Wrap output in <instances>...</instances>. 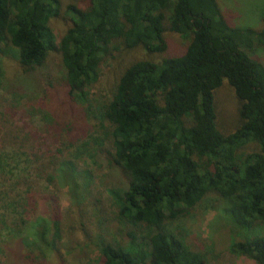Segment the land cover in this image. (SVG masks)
<instances>
[{"label": "trees", "instance_id": "1", "mask_svg": "<svg viewBox=\"0 0 264 264\" xmlns=\"http://www.w3.org/2000/svg\"><path fill=\"white\" fill-rule=\"evenodd\" d=\"M60 5L0 0V45L17 50L26 73L59 51L69 95L81 103L111 43L159 53L166 31L190 39L179 56L131 64L112 98L95 110L102 133L93 150L111 145L107 168L120 179L111 195L122 225L117 233L126 241L98 242L99 264H207L182 230L168 226L208 195L222 200L228 219L243 231L264 224V65L252 56L264 45V25L259 31L229 25L216 0H93L86 9L67 8L72 22L56 43L50 21ZM224 82L241 103L240 124L229 134L218 130L214 105ZM250 143L257 150L238 152ZM66 169L76 173L70 164ZM141 226L149 233L137 235ZM47 232L42 226V240ZM228 251L264 264V236L231 240Z\"/></svg>", "mask_w": 264, "mask_h": 264}, {"label": "rangeland", "instance_id": "2", "mask_svg": "<svg viewBox=\"0 0 264 264\" xmlns=\"http://www.w3.org/2000/svg\"><path fill=\"white\" fill-rule=\"evenodd\" d=\"M59 1L60 13L50 21L56 43L72 22L67 8L86 9L93 0ZM216 2L229 25L262 29L264 0ZM164 40L166 47L159 53L111 43L86 103L70 97L59 51L49 55L42 68L26 73L17 50L0 45V264H99L98 242H124L117 233L122 225L111 195L119 190V173L110 171L106 162L111 145L105 142L100 150H93L97 146L93 138L102 133L95 110L112 98L121 73L131 64L179 56L190 42L170 31L164 33ZM252 56L264 65V45L254 48ZM214 105L218 130L233 132L240 124L241 103L228 83L214 91ZM255 150L257 145L250 143L238 152L246 155ZM67 164L77 174H71ZM52 202L58 207L57 219ZM224 209L221 199L208 195L168 227L182 230L186 243L207 264H255L231 254L228 244L264 236V224L244 232ZM42 226L48 228L43 240ZM135 229L137 235L150 231L144 226Z\"/></svg>", "mask_w": 264, "mask_h": 264}]
</instances>
